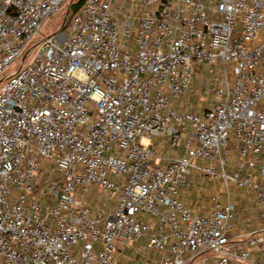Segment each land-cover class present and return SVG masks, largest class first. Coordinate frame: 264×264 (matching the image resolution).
Returning <instances> with one entry per match:
<instances>
[{
	"label": "built area",
	"instance_id": "1",
	"mask_svg": "<svg viewBox=\"0 0 264 264\" xmlns=\"http://www.w3.org/2000/svg\"><path fill=\"white\" fill-rule=\"evenodd\" d=\"M68 1L0 0V264H264V0H86L45 36ZM206 64L211 105L173 109ZM192 173L222 183L206 213Z\"/></svg>",
	"mask_w": 264,
	"mask_h": 264
},
{
	"label": "rangeland",
	"instance_id": "2",
	"mask_svg": "<svg viewBox=\"0 0 264 264\" xmlns=\"http://www.w3.org/2000/svg\"><path fill=\"white\" fill-rule=\"evenodd\" d=\"M71 0L68 1L67 4H64L62 6L61 12L54 17H51L50 19L47 20V22L45 23L42 33L45 36L51 35L53 32L58 31L62 25H67V22L70 18L71 13H67L66 16L64 17L63 15L67 12L69 5H70ZM64 22V23H63ZM32 47V46H31ZM29 47L27 50H25L21 60L17 63H15L9 71H17L19 70V66L20 63L22 62L24 56L26 55V53L29 51V49L31 48ZM36 48L31 49V51L28 53L29 57L27 58V62L26 65L28 63H30L33 60V57L35 56L36 53ZM195 70H197V72L200 70L199 67H197ZM202 70L204 72V77H200V73L195 74V79L194 82L189 90L188 93H186L183 97H181V99L176 101V105L173 107V109L178 110L183 108L185 105H188L191 108V111L201 115L212 103L213 98H214V87L216 86L217 82L216 80L218 79V75H216V73L219 70L218 66H211V65H204L202 67ZM232 78V77H231ZM157 150H159V147L156 146L155 147ZM192 179V178H190ZM199 183H204L205 186V193H204V197L205 198H209V196H212L213 193L219 192L218 190L214 189V185L212 184L213 182H210V180L204 179V178H199L198 180ZM216 183L218 184L217 188H221L220 191L223 190L222 188V183L220 180H216ZM232 197L235 198L237 191L235 190V188H232ZM240 192V191H238ZM244 208H246V210L252 208V206L255 205L254 203H251L249 201V199L245 196L244 197ZM207 199H204V201L201 200V202H199V209L201 210H207V204L209 203V201ZM99 204L101 205V208L103 210H106L107 212H110L111 209L110 207L107 208V201L104 198H100L98 200ZM98 205V204H97ZM111 205V204H110ZM151 257V253L149 252H145V261L147 262L148 259H150ZM161 257V256H160ZM138 259L139 257L137 255H135V258L130 261L128 260V258H126L125 256H121L118 258V262L117 264H149V263H138ZM162 259V258H161ZM161 263V260L160 262Z\"/></svg>",
	"mask_w": 264,
	"mask_h": 264
},
{
	"label": "crops",
	"instance_id": "3",
	"mask_svg": "<svg viewBox=\"0 0 264 264\" xmlns=\"http://www.w3.org/2000/svg\"><path fill=\"white\" fill-rule=\"evenodd\" d=\"M156 146L159 147V151L163 150L162 145H159L158 143H156L155 147ZM164 152H166V155L174 154L168 151L167 149H164ZM199 178H202V177L198 175L197 173H192L190 175V177L188 178L187 187L181 191L180 198L184 202V204L188 208L192 209L194 212L206 213L211 208V203H210L211 196H209L208 199L204 197L205 187L203 186H205V184L203 182L199 183L198 182ZM210 182H213L212 184L214 185V189L216 190L219 189L218 191L221 192L220 191L221 188H217L218 184L216 183V181H210ZM245 196L247 197L245 193H241V192H237L235 196L237 208L239 210L237 217H236V227H237V230L239 231L251 232L259 224V208H258L256 200L253 197L251 198L250 196L251 198L250 202L251 203L255 202V205L252 206V208L246 210V208H244V199H243V197ZM204 199H207L209 201V203L207 204V210L205 211L199 209L200 206L197 205L199 204V202H201V200L204 201ZM149 251L151 253V257L146 262L144 259L145 252H149ZM135 255L139 257L138 263L145 262L149 264H160L159 263L160 260L162 262V259H163L161 254L153 250L147 249L145 243L143 242L133 244L128 249L121 250L120 253H118V258L121 256H125L126 258H128V260L132 261L135 258Z\"/></svg>",
	"mask_w": 264,
	"mask_h": 264
},
{
	"label": "trees",
	"instance_id": "4",
	"mask_svg": "<svg viewBox=\"0 0 264 264\" xmlns=\"http://www.w3.org/2000/svg\"><path fill=\"white\" fill-rule=\"evenodd\" d=\"M85 1L86 0H74L73 4L69 8V14L70 13L73 14V13H76L77 11H79L83 7V5L85 4ZM66 14H67V12L63 16L65 17ZM35 44H33L32 46H34Z\"/></svg>",
	"mask_w": 264,
	"mask_h": 264
}]
</instances>
